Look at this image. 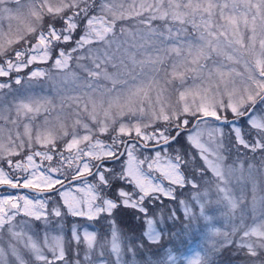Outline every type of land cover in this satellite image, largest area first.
Listing matches in <instances>:
<instances>
[{"label": "snow or ice", "instance_id": "1", "mask_svg": "<svg viewBox=\"0 0 264 264\" xmlns=\"http://www.w3.org/2000/svg\"><path fill=\"white\" fill-rule=\"evenodd\" d=\"M0 120V264H264V0H0Z\"/></svg>", "mask_w": 264, "mask_h": 264}, {"label": "rangeland", "instance_id": "2", "mask_svg": "<svg viewBox=\"0 0 264 264\" xmlns=\"http://www.w3.org/2000/svg\"><path fill=\"white\" fill-rule=\"evenodd\" d=\"M23 2V1H22ZM5 27H7V24L5 23ZM45 66V65H44ZM240 70V69H238ZM27 87V85H25ZM59 86V85H58ZM64 88H70V85H63ZM36 91L38 92H42V94H47L49 96H52L55 98V93L52 91V82L51 81H44L41 82L39 85L36 86ZM69 95L71 94V92L68 93ZM53 115H55V113H53ZM40 120H43V116H40ZM4 121L0 120V124H3ZM21 130H22V125H21ZM177 227H179V225H177ZM198 239V238H197ZM198 240H193L191 244H189V247H194L195 243H197Z\"/></svg>", "mask_w": 264, "mask_h": 264}, {"label": "trees", "instance_id": "3", "mask_svg": "<svg viewBox=\"0 0 264 264\" xmlns=\"http://www.w3.org/2000/svg\"><path fill=\"white\" fill-rule=\"evenodd\" d=\"M4 26H6V25H4ZM45 67H46V65H45ZM25 75H26V73H25ZM237 194H239L238 192H237ZM223 221H221L220 222V226L222 227L223 226ZM195 240H198L197 238H195ZM186 243H188L187 241H186ZM218 259H220V260H227V259H229V256L228 255H221L220 257H218Z\"/></svg>", "mask_w": 264, "mask_h": 264}]
</instances>
